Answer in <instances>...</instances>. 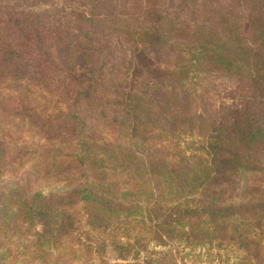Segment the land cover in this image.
Returning <instances> with one entry per match:
<instances>
[{"label": "trees", "instance_id": "obj_1", "mask_svg": "<svg viewBox=\"0 0 264 264\" xmlns=\"http://www.w3.org/2000/svg\"><path fill=\"white\" fill-rule=\"evenodd\" d=\"M53 1L0 0V264L149 238L264 264V0Z\"/></svg>", "mask_w": 264, "mask_h": 264}, {"label": "rangeland", "instance_id": "obj_2", "mask_svg": "<svg viewBox=\"0 0 264 264\" xmlns=\"http://www.w3.org/2000/svg\"><path fill=\"white\" fill-rule=\"evenodd\" d=\"M45 3L47 0H44ZM56 3V0L53 1ZM61 4V2H59ZM66 5V2L64 3ZM79 6L83 5L82 0H76L73 2L72 5ZM138 3H132L128 2L123 8L122 13L126 16L136 17V13L138 12ZM117 9H121L117 7ZM232 85L230 82L225 81L224 79L217 77H210L209 80V86H208V95L210 97H213L216 99L217 103L219 104L221 101H224L225 104L231 103L230 95H232ZM15 112V111H14ZM1 117V114H0ZM11 127H8L7 124H5V133L7 137V142L10 144V147H12V151L16 150L18 147H15V143H10L9 140H13V138H9V133H13L12 130L15 128L14 125L10 124ZM1 134V133H0ZM14 134V133H13ZM15 135V134H14ZM3 138L0 137V140ZM14 141V140H13ZM40 144L37 138H31L28 139V156H32L31 162L35 164L33 167L34 170H38L37 168V162L39 158L37 155H39L37 152L38 145ZM37 157V158H34ZM28 164L20 169L17 174H21L26 170V167ZM70 179H54L52 176L44 175L42 173H39L38 176L32 180L31 187L36 190H40L44 193L49 192H56L61 191L60 193L68 192L70 190L69 184H73L74 181H68ZM29 184V185H30ZM4 185V180H0V190H2V186ZM121 241H126L124 238L120 239ZM130 243H134V240H129ZM143 242H146L145 240ZM156 240L154 238H149V241L147 242V247H133L130 250L125 251V256L120 257L118 254V251L111 252V253H105L102 254L101 249H92L94 252L92 255L90 254L85 260H88V262H74L73 264H163L166 263V260L170 257L172 258V264H235L237 258L233 254H229V260H225L224 252L216 250V248H210L206 250V248H195L194 250L188 248V247H182L180 245H177V242L175 241H168L166 245L159 246L155 244ZM97 250V251H96ZM97 254V255H96ZM102 256V258H98ZM53 259V257H52ZM66 255L62 254L59 257H55V261L51 262V264H65L67 260ZM39 264H45V260H42ZM167 264H171L168 262Z\"/></svg>", "mask_w": 264, "mask_h": 264}]
</instances>
